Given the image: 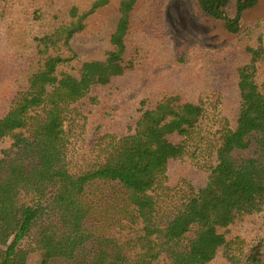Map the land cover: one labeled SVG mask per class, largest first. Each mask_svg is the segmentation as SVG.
Segmentation results:
<instances>
[{"label":"trees","instance_id":"obj_1","mask_svg":"<svg viewBox=\"0 0 264 264\" xmlns=\"http://www.w3.org/2000/svg\"><path fill=\"white\" fill-rule=\"evenodd\" d=\"M167 1L0 0V264H264V16L176 57Z\"/></svg>","mask_w":264,"mask_h":264},{"label":"rangeland","instance_id":"obj_2","mask_svg":"<svg viewBox=\"0 0 264 264\" xmlns=\"http://www.w3.org/2000/svg\"><path fill=\"white\" fill-rule=\"evenodd\" d=\"M235 4L236 1L231 0L225 8L230 18L236 14ZM99 11L93 17V20H97V28L94 26L88 32L76 34L71 41L79 61L103 60L106 51L110 48L109 33L116 23L117 12L114 8ZM164 13L173 53L176 57L184 55L190 45L221 46L231 38L223 21L206 15L199 8L197 0H168ZM263 16L264 0H258L255 6L242 13L239 22L241 27H245ZM77 66L78 63L73 62L72 65L63 66V69L77 75ZM9 143V138L0 140V157ZM254 151L255 147H251L246 150H237L234 154L246 158L253 156Z\"/></svg>","mask_w":264,"mask_h":264}]
</instances>
